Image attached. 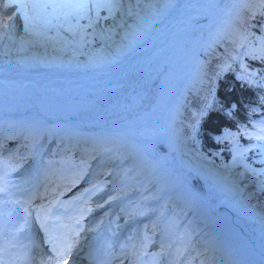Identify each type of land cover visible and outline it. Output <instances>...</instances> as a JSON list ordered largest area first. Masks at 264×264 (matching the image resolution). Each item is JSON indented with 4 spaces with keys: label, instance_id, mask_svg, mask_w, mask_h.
<instances>
[{
    "label": "bare ground",
    "instance_id": "6f19581e",
    "mask_svg": "<svg viewBox=\"0 0 264 264\" xmlns=\"http://www.w3.org/2000/svg\"><path fill=\"white\" fill-rule=\"evenodd\" d=\"M259 1L141 0L111 40L86 53L53 56L41 47L0 54V123L7 126L1 135L40 138L44 143L55 140L54 144L63 136L67 140L82 138L79 143L94 142L104 149L96 162L105 153L122 154L123 146L126 154L131 155L126 164L129 172L137 181H142L137 184L138 188L143 184L145 198L156 202L162 183L149 175V165L157 164L151 169L161 178L164 160L149 149L144 139L140 140L139 132L169 130L174 126L187 88L200 81L203 67L220 41L237 38L241 23L257 8ZM8 2L1 0L0 34L16 24L15 20L7 21L4 5ZM15 35L18 38L19 31ZM26 42L32 44L31 40ZM49 49L52 51V47ZM50 121H61V128L54 130V126H49ZM181 139L172 133L158 149L159 152H166L169 146L176 149L175 162L208 180L212 194L221 198L220 220L198 214L213 226L211 238L224 246L233 241L243 264H264V215L241 201L242 194L235 185L237 176L212 173L206 164L191 157ZM143 152L150 153L149 160L142 159ZM33 173L31 169L21 175L23 184L19 187L17 184L18 191L25 188ZM66 174L63 172L62 177ZM164 174L169 179L167 172ZM13 177L0 174V186H15ZM41 179L44 178L40 176ZM62 184L60 191L28 196V210L47 213L50 204L65 198L80 201L81 208L85 203V197L80 196L82 184ZM183 185H189L186 179ZM121 201L114 204L120 206ZM177 206L186 208L182 200ZM96 213L102 214V211ZM80 237L81 234L76 239L79 241ZM186 239L193 240V237L187 235ZM124 240L117 231L108 245L117 249ZM75 250L73 245V256L67 259V264H83ZM130 258L127 254L116 264H130Z\"/></svg>",
    "mask_w": 264,
    "mask_h": 264
},
{
    "label": "trees",
    "instance_id": "16d2710c",
    "mask_svg": "<svg viewBox=\"0 0 264 264\" xmlns=\"http://www.w3.org/2000/svg\"><path fill=\"white\" fill-rule=\"evenodd\" d=\"M116 5V0L108 1L99 14L102 22L110 27L111 35L116 33L117 28L113 24L115 17L110 14V7ZM260 5L258 12L242 28L239 43L234 44L233 48H227L229 53L226 56L214 57L209 62L207 70L210 75L206 77L207 82L203 83L206 91L189 93L187 103L183 106V121L180 123L189 135V146L197 156L216 166L221 164L224 169H242L246 177H254L263 185L260 190L252 183L248 186V191H252V194L248 193L249 201H255L259 206L264 205V168L257 166L253 152L234 153L231 146H240L239 125L248 124L251 118L264 110V1ZM75 7L73 14L65 9L64 14L60 11L57 15L58 11L52 6L48 9L61 28H69L75 21L82 32L81 36L77 35L78 44L82 49H92L95 40L88 38L92 20L84 5L78 3ZM58 26L53 32L55 35L59 34ZM34 31L42 33L41 30ZM68 43L65 47L61 45L52 50L68 52L79 47L72 39H68ZM208 101L209 107L203 109ZM231 130H236V133L216 138Z\"/></svg>",
    "mask_w": 264,
    "mask_h": 264
},
{
    "label": "rangeland",
    "instance_id": "374dc122",
    "mask_svg": "<svg viewBox=\"0 0 264 264\" xmlns=\"http://www.w3.org/2000/svg\"><path fill=\"white\" fill-rule=\"evenodd\" d=\"M61 1L63 4L57 0H54V2H53L54 6L57 8V11H59L61 8V9H63L62 14H64L65 9H68V11L73 14L75 11V7L72 5V2H69V0H61ZM108 1H110V0H84L85 5H86L85 7L89 13V16H90L91 20H93L92 25H90V27H89L90 29H88V31H89L88 32V35H89L88 38L95 40L94 48L103 44L107 40H111L114 37V35L117 33L118 29H120L121 27L124 26L125 21H126V17L133 11L134 7H136L137 4L141 3V0H116L117 5L114 8L110 7V10H111L110 14L112 13L115 17L113 24L115 25V27L117 29H116V33H114V35H111L110 27L102 22L103 21L102 18H98V14H100V10H101L102 6L104 4H108ZM130 1H132L134 3L133 9L127 7V6H130ZM262 1H264V0H261L260 2H262ZM7 4L10 5L9 7H5V9H4V10H7V12H6V15L8 16L7 21L8 22L12 21V20L16 21V24L14 26L16 28L15 33L17 31H19V36H18V38H16V35L13 32L14 31L13 26L11 28H9L8 30H6L5 32H3L2 34H0V43H1V41H3V43L0 44V54H9L10 52L17 53L20 51L21 48H24L27 50H34L36 48H41V47H44L45 49H47L48 53L50 55H53V56H56V55H67L68 56V55H73L75 53L82 54V53H86L89 50H91V49H82L81 45L78 44L79 39H78L77 35L81 36L82 32L79 30V26L75 21L72 22V26L69 28H63V27L61 28V26L60 27L58 26V25H60V23H58V25H57L58 30L57 31L59 32V34H56V35L52 34L50 36L45 35V34H39V33H36L34 30L31 29L32 31H30L29 28H27L26 20L24 19L23 16L21 18V13H20L21 9L19 7H17V5H18L17 1L9 0V2ZM0 5H1V0H0ZM33 5H35V6H33ZM45 5H46L45 0H40L39 3H37V4L30 3L27 11L31 12L34 17H38L41 21L45 20V22H47L48 17L44 14ZM259 6H262V5H259ZM259 6H257V8H255V10L252 12V14H253V15L251 14L252 17L258 12ZM230 14H233V13H230ZM9 17H11V19H9ZM244 22H245V20L242 22V24H244ZM49 25H52V23H47V26H49ZM68 39H72V41L77 43L79 45V47L76 46L78 48H73L71 50H68V52L56 50V52L54 53V52H52L53 50L50 51L49 47H52V49H55L61 45H64V47L66 45H68L69 44ZM29 40L32 41L31 45H29V43L26 42ZM228 42L229 41L227 38H223L220 41V43L218 44V48L214 52L213 56H211V59L214 56L215 57H221L224 54H228L229 52H228L227 48H230V45L231 46L234 45V43H232V42L228 43ZM225 43H227L228 45H225ZM223 46L225 49H223ZM94 48H92V49H94ZM211 59L209 61H211ZM209 61L203 67V75H202L200 81L187 88L185 96L180 103L178 116H177V119H176L174 126H172V128L169 130H161V129H158V130H156V129L142 130L141 132H139V135H140L139 138L144 139L143 141L150 145L149 149L152 150L153 152H156L159 157L164 159V158L169 157L172 151L177 152V150L171 149V147L169 146V149H167L166 152H159L158 146H160L162 144L164 138L167 137L168 135L170 136L172 133L177 134L180 138H182L181 140H183V142H182L183 146L185 149H187L190 152L191 157L192 158L194 157V158L202 161L204 164H206L212 173L227 174L228 176L229 175L230 176H237L235 185H236V188L238 189V191L242 194L243 203H247L246 201H248L251 206L256 205L255 207L258 208V211L264 215V205L259 206L255 203V201H252V202L249 201L250 199L248 198V193L252 194V191L251 192L248 191L249 190L248 186L252 183V185L254 187H257L258 189H260L261 186H259V183H260L259 181L254 179V177H252V179H249L248 177H246V175L242 169H237V170H234L233 168L232 169L231 168L224 169V168H222L221 164L216 166L212 162H209L208 160L197 156L195 154V152L193 151V149L188 144L187 139H188L189 135L187 134L184 136L180 133L182 130L180 123L183 121L182 111H183V106L185 105V103H187L186 102L187 96L189 95V93H195L196 94L198 92H201L202 90L205 91V89H201V86L203 85L202 83L206 82L207 74L210 75V72L207 70ZM203 87H204V85H203ZM125 95L121 96V98L125 97ZM146 96H147V94H145L143 97L145 98ZM207 104L208 105L206 107H204L203 109H207V107H209L210 101H208ZM221 136H223V135H221ZM56 145L59 146L60 142H58ZM187 146H189V147L187 148ZM29 150H30V152L32 151L31 146L29 147ZM238 151L239 150H237V149L234 150V152H238ZM115 159H116V157H112V161H114ZM32 162H33V160L31 161V163ZM1 166H2V168L4 167L3 169L6 168V165L4 163H1L0 167ZM187 173H188L190 183L194 184V186L197 185V187H204L205 186V189L210 194H212V192H211L212 187H211V184L208 180L202 179V177L200 175H195L193 172L187 171ZM121 174H122V172L120 171V175ZM119 176L117 175L116 177H114L113 183L110 184V186L108 185L109 187H107L105 189L103 188L101 190L100 194L107 192V190L112 189V188L115 191V193L116 192L122 193V191L118 190L117 186H120V184L123 183V184H126L125 186L127 188V185H129L127 183L131 184L133 182V181L129 182V179H127V176L122 177V178H119ZM132 188H134V187H132ZM110 194H114V193L112 192ZM123 195H125V194H122L121 196H123ZM212 195H214V194H212ZM143 196H144V194H141L136 198H132V200L133 199H134L133 201L136 200L135 202L138 204V206H135L136 203L134 205L128 206V209L130 210L132 217H133V213L136 210H140V209L142 210L148 204H150V203H144L145 204V206H144V204L141 203L142 201H145V200H143ZM109 197H113V195H110ZM126 197H129V195H127ZM140 199H142V200H140ZM220 200H221V198L214 195L215 206H216V204H217V206H219ZM123 208H125V206H119L118 213L116 214V219H117V216L120 214V211ZM116 212H117V210L115 211V213ZM148 213L149 212H147V214ZM211 219H214V217L213 218L211 217ZM119 220L120 219H118V221ZM209 226H210V224L206 223V228H207L206 233L211 235L214 228L212 225L210 227ZM228 244L230 245V242H228Z\"/></svg>",
    "mask_w": 264,
    "mask_h": 264
},
{
    "label": "snow or ice",
    "instance_id": "6c2138e0",
    "mask_svg": "<svg viewBox=\"0 0 264 264\" xmlns=\"http://www.w3.org/2000/svg\"><path fill=\"white\" fill-rule=\"evenodd\" d=\"M4 6H5V7H9L10 5H9V4H5ZM33 6H35V5H33ZM27 7H28V5L24 4V3L22 2V0H21V2L19 3V8H20V9H25V8H27ZM9 19H11V17H9ZM59 255H64V252H60Z\"/></svg>",
    "mask_w": 264,
    "mask_h": 264
},
{
    "label": "water",
    "instance_id": "95a60500",
    "mask_svg": "<svg viewBox=\"0 0 264 264\" xmlns=\"http://www.w3.org/2000/svg\"><path fill=\"white\" fill-rule=\"evenodd\" d=\"M211 59V58H210Z\"/></svg>",
    "mask_w": 264,
    "mask_h": 264
}]
</instances>
